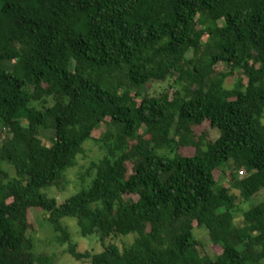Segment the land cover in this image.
I'll return each mask as SVG.
<instances>
[{
	"label": "trees",
	"instance_id": "1",
	"mask_svg": "<svg viewBox=\"0 0 264 264\" xmlns=\"http://www.w3.org/2000/svg\"><path fill=\"white\" fill-rule=\"evenodd\" d=\"M32 208L78 261L264 264V0H0V264H54Z\"/></svg>",
	"mask_w": 264,
	"mask_h": 264
},
{
	"label": "rangeland",
	"instance_id": "2",
	"mask_svg": "<svg viewBox=\"0 0 264 264\" xmlns=\"http://www.w3.org/2000/svg\"><path fill=\"white\" fill-rule=\"evenodd\" d=\"M166 84H157L154 86V89L159 91L165 87ZM235 85L234 79H228L226 81V86L233 87ZM100 136L99 132H95V137ZM212 137H215V133L212 132ZM47 141V140H45ZM85 153L80 155L78 158L77 166L71 168L69 172L70 182L65 188L61 187H52L45 190L50 196L55 197L59 201H63L68 197L72 196L74 193H77L81 189V177L84 171L90 166L92 161H97L98 158L102 156V150L100 148L97 140H88L85 143ZM5 167L9 172L14 175V170L8 164H5ZM240 175H244L243 172ZM251 205V202L244 203L240 205V211L236 213V222H239L242 218L243 211L247 210ZM48 213L37 208H32L30 211V220L31 223L36 227V231L32 234L35 242V251L39 253H46L54 256V264H91V261L85 259L84 261L76 260L72 255L67 253L65 249L67 245H61L56 240L57 233L54 230V227L50 221L47 219ZM63 222L70 226V232L72 239L75 243H78L79 251H91L93 253L99 252L103 249V246L99 240L97 234L83 237L81 235L79 226L75 218H64ZM197 236L205 244V251L209 252L211 255H215L220 251V248L214 245L209 238V235L205 229H199L196 231ZM135 234H129L125 238L119 240L121 247L125 244H130L134 240ZM112 238L107 240V244L111 242ZM131 242V243H132Z\"/></svg>",
	"mask_w": 264,
	"mask_h": 264
}]
</instances>
